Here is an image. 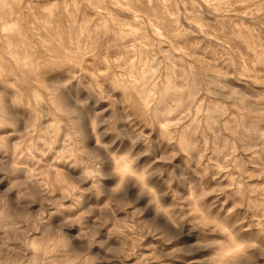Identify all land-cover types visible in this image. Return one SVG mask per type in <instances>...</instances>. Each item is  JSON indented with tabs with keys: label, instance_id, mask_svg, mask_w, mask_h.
<instances>
[{
	"label": "rangeland",
	"instance_id": "obj_1",
	"mask_svg": "<svg viewBox=\"0 0 264 264\" xmlns=\"http://www.w3.org/2000/svg\"><path fill=\"white\" fill-rule=\"evenodd\" d=\"M0 126V264H264V0H0Z\"/></svg>",
	"mask_w": 264,
	"mask_h": 264
},
{
	"label": "snow or ice",
	"instance_id": "obj_2",
	"mask_svg": "<svg viewBox=\"0 0 264 264\" xmlns=\"http://www.w3.org/2000/svg\"><path fill=\"white\" fill-rule=\"evenodd\" d=\"M5 102L7 112H11L13 115H15L13 105L7 103V95L5 96ZM94 151L99 152L101 155H105L106 157L105 150L102 146H97ZM110 166L111 165L109 161L105 167V171H108ZM76 182L78 184H81V187L83 189V203H78L75 207L74 212H66L65 214L75 216L76 212H80L81 208H83V217L78 221H73V223H79L80 228L84 229L88 234L95 233L104 227L103 222L105 220V217L110 218L112 215L109 209L117 208L115 201L120 200L123 194L120 193L119 195H117L113 192H111V194H108L106 188L103 189L102 193H98L95 188L88 186L91 181H88V183H81V180H77ZM106 199L109 201L108 204L104 203ZM89 205H91V207H89ZM161 215L163 214L161 213ZM93 217L96 218L95 222L93 221ZM164 228L173 235L179 234L178 231H173L171 221H165ZM85 232H82L81 235L83 236Z\"/></svg>",
	"mask_w": 264,
	"mask_h": 264
}]
</instances>
